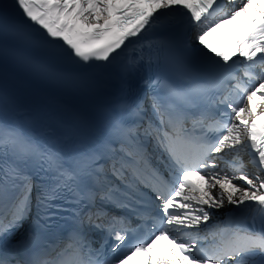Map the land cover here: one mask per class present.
Instances as JSON below:
<instances>
[{
    "label": "snow or ice",
    "instance_id": "obj_1",
    "mask_svg": "<svg viewBox=\"0 0 264 264\" xmlns=\"http://www.w3.org/2000/svg\"><path fill=\"white\" fill-rule=\"evenodd\" d=\"M0 264H264V0H0Z\"/></svg>",
    "mask_w": 264,
    "mask_h": 264
}]
</instances>
